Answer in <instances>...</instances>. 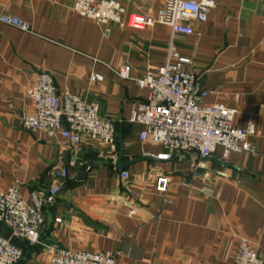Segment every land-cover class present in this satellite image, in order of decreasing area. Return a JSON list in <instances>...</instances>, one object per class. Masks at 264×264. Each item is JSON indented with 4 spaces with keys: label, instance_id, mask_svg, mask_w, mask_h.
Returning <instances> with one entry per match:
<instances>
[{
    "label": "crops",
    "instance_id": "0c3cea01",
    "mask_svg": "<svg viewBox=\"0 0 264 264\" xmlns=\"http://www.w3.org/2000/svg\"><path fill=\"white\" fill-rule=\"evenodd\" d=\"M118 1L129 13L154 17L166 7V0ZM3 14L28 22L30 31L0 22V189L18 186L32 203L33 192L53 186V168L69 170L44 205L40 244L13 238L24 250L17 264H47L51 247L120 251L116 264H234L241 237L264 259V136L250 139L257 153L218 148L207 158L194 150L162 160L164 146L142 142L143 126L130 122L149 95L136 79L174 50L192 60L187 69L210 92L206 103L234 109L238 127L264 130L263 1L216 0L206 22L190 23L191 35H174L162 22L101 26L76 13L73 0H0ZM124 68L130 79L118 74ZM41 72L53 75L60 93L99 102L117 126L115 153L86 135L75 147L59 133L24 128L33 111L25 92ZM93 74L105 80L92 81ZM160 174L172 177L165 195L155 189ZM0 233L11 237L1 223Z\"/></svg>",
    "mask_w": 264,
    "mask_h": 264
},
{
    "label": "built area",
    "instance_id": "2783aa9c",
    "mask_svg": "<svg viewBox=\"0 0 264 264\" xmlns=\"http://www.w3.org/2000/svg\"><path fill=\"white\" fill-rule=\"evenodd\" d=\"M215 4L216 0H166V7L156 17L129 13L118 0H73V10L105 27L117 24L142 29L162 22L172 26L174 35H191L194 29L190 23L194 20L206 22ZM0 22L30 31L28 22L9 14L1 15ZM191 64L192 60L170 50L167 61L156 71L136 79L140 87L149 91L147 101L138 104L130 117L131 123L143 126L140 140L163 145L166 152L157 156L162 160H171L194 150L202 158H207L218 148L226 154L257 153L250 139L263 137L264 130L253 123L238 127L234 121V109L219 102L206 103L210 92L201 85L196 72L187 69ZM118 74L125 79L131 78L128 68ZM91 80L102 82L105 77L93 74ZM25 94L33 103V111L23 118L26 130L42 131L48 136L59 133L75 147L86 135L105 144L111 152L117 151L116 123L100 114L99 102L69 91L60 93L49 72H41ZM52 174L53 186L47 192H33L32 203L23 198L18 186L0 189V223L11 231V237L0 233V264H17L23 258L24 250L13 238L32 246L40 244L45 222L44 205L53 202L61 191L69 178V170L57 166ZM122 178L128 179L129 173L122 172ZM171 182L169 174L158 175L156 191L165 195ZM135 212V209L130 211L131 214ZM121 253L51 247L47 264H116ZM234 264H264V259L249 239L241 237Z\"/></svg>",
    "mask_w": 264,
    "mask_h": 264
},
{
    "label": "water",
    "instance_id": "95a60500",
    "mask_svg": "<svg viewBox=\"0 0 264 264\" xmlns=\"http://www.w3.org/2000/svg\"><path fill=\"white\" fill-rule=\"evenodd\" d=\"M120 161H121V159H119ZM121 162H119V164H120ZM122 164V163H121ZM93 163L92 162H89L88 164H87V167H86V169H85V171L83 172V174L80 176V180H82V179H85L86 177H87V175H88V173L91 171V169H92V167H93ZM120 166V165H119Z\"/></svg>",
    "mask_w": 264,
    "mask_h": 264
}]
</instances>
